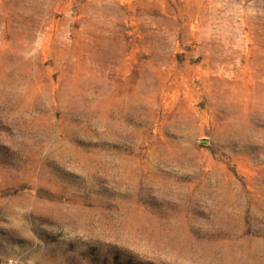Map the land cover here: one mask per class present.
Segmentation results:
<instances>
[{
    "label": "rangeland",
    "instance_id": "obj_1",
    "mask_svg": "<svg viewBox=\"0 0 264 264\" xmlns=\"http://www.w3.org/2000/svg\"><path fill=\"white\" fill-rule=\"evenodd\" d=\"M0 264H264V0H0Z\"/></svg>",
    "mask_w": 264,
    "mask_h": 264
}]
</instances>
